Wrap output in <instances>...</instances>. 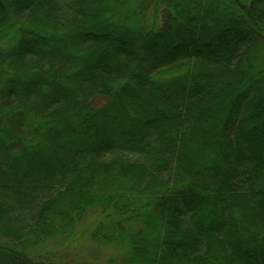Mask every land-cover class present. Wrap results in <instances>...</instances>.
<instances>
[{"label": "trees", "instance_id": "16d2710c", "mask_svg": "<svg viewBox=\"0 0 264 264\" xmlns=\"http://www.w3.org/2000/svg\"><path fill=\"white\" fill-rule=\"evenodd\" d=\"M17 1L0 264H61L91 216L120 264H264V0Z\"/></svg>", "mask_w": 264, "mask_h": 264}, {"label": "rangeland", "instance_id": "374dc122", "mask_svg": "<svg viewBox=\"0 0 264 264\" xmlns=\"http://www.w3.org/2000/svg\"><path fill=\"white\" fill-rule=\"evenodd\" d=\"M52 0H44L51 3ZM20 4L23 0L17 1ZM24 5V4H21ZM96 106L103 104L102 98L94 100ZM96 222L92 216L86 221L79 223L78 234L73 239H53L48 245L56 255V260L61 264H120L123 252L114 247L100 245L91 239L89 235L90 224Z\"/></svg>", "mask_w": 264, "mask_h": 264}]
</instances>
